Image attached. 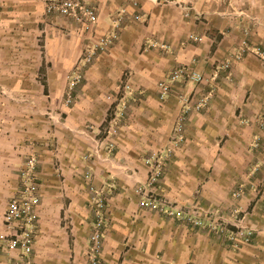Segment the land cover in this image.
Returning <instances> with one entry per match:
<instances>
[{"label":"crops","instance_id":"crops-1","mask_svg":"<svg viewBox=\"0 0 264 264\" xmlns=\"http://www.w3.org/2000/svg\"><path fill=\"white\" fill-rule=\"evenodd\" d=\"M86 1L97 8V33L114 31L113 19L122 8L127 14L114 44L83 67L78 100L68 109L66 124L75 128L74 117L81 116V124H100L126 69L136 98L126 93L119 101L127 110L113 123L120 134L112 152L101 144L92 159L83 160L80 146L64 142L63 154L42 155L37 176L46 197L44 207L51 205L56 215L66 200L57 197L62 183L57 172H62V187L72 199V217L79 229L77 245L70 250L75 257L72 264L87 262L90 221L84 208L85 174L110 196L103 264H264V126L260 124L264 64L249 52L238 56L243 41L264 47V0ZM58 19L64 20L47 16L39 0H0V97L44 96L47 102L50 97L51 105L46 106L53 108L52 97L64 95L87 41L72 23L64 27L75 33L70 35L73 38L61 33ZM158 43L167 47L158 49ZM225 61L230 63L226 69L221 67ZM178 66L200 71L211 81L204 91L180 82L168 97L158 98L156 81ZM201 92L210 95L208 105L179 121L183 105L178 95L196 98ZM177 129L182 140L174 147L171 138L177 136ZM21 145L0 134V220L6 193L13 188L6 177L16 175ZM152 149L166 159L156 191L177 206H200L223 214L232 207L247 209L237 224L253 229L251 241L235 249L224 242L223 234L186 221L182 211L163 214L142 207L135 188L147 179L143 160ZM56 156L62 171L55 169ZM1 246L0 242V264H10L17 251L6 252ZM55 255L52 264H66L65 255L59 251Z\"/></svg>","mask_w":264,"mask_h":264},{"label":"rangeland","instance_id":"rangeland-1","mask_svg":"<svg viewBox=\"0 0 264 264\" xmlns=\"http://www.w3.org/2000/svg\"><path fill=\"white\" fill-rule=\"evenodd\" d=\"M125 13L127 14V12ZM126 14H124V17L126 16ZM59 21L61 22V24H59L60 22H58L59 24L58 28L62 30L61 33H63L68 38H73L72 36H70L72 33L71 29L64 27L65 25L69 24V22L67 23L64 20H59ZM99 21H100V17L98 19L97 26L99 25ZM95 29L97 30V27ZM72 34L75 35L74 32ZM93 35L95 36V33ZM83 41H89V40L83 38ZM41 43L42 41L39 43L40 46L39 51L41 54H43L41 51H43L44 48L41 47L42 46ZM159 43L157 45L158 49L163 50L164 48ZM151 48L152 47H150L149 49ZM84 52L85 49H83V51L80 53L79 55L80 58L77 59L76 65L73 66L72 68L71 78L67 80V87L64 95H61L59 97L56 96L52 97L53 100L52 102L54 104L53 108L51 106H46V105H51L50 97H49V102L46 101V98L44 96L30 97V96H13V95L11 96L6 94L0 97L1 99H3L1 100V105H0V134L6 136V138H8V141L11 140L12 142L17 141L18 143L22 144L20 146L22 148V154H21L22 157L20 159V164L18 166V169L15 172L16 175L6 177L8 178V181H13L12 182L13 188L8 190V192L6 193V198H5L6 207L4 211L1 213V220H0V242L2 243L1 247H3L6 252L17 251L16 258L14 259L9 258L10 264H52L56 257L55 254L58 251L60 255H65L64 258L66 259L65 261L66 264H72V259H74L75 257L73 255V252L70 255V250L73 249V247H76L77 245L76 235H78L77 233L79 232V229H77L76 218L72 217V213H75L74 208L71 207L72 199L68 194H66L65 188L62 187L64 185L63 182L64 177L62 172H57L60 174L58 177L62 182L60 183L61 186L58 190L60 196L57 197L65 198L66 196V200L64 201L62 209L57 211L56 215L52 212L51 205H49L47 209L44 207L46 204V200L44 199L43 201V198L46 197H44L45 193L44 191H42L37 176L38 175L37 170L41 167L43 163L42 155L46 154L45 153L46 151L51 153V155L63 154L64 149L67 147V145H65L64 142L74 143L77 144L78 147L80 146L82 150H79L78 152L82 156L83 160H88V159L90 160V158L92 159L93 158L92 155L95 152L100 151L101 144H104V147L107 150V152H112V150H114L116 146L115 143L117 141V136L120 134V129H118L117 126L114 125L113 123L115 121L116 115H120L121 112L122 115H124V112H126L127 110L126 106H124L125 104H123V107L125 108L119 105L120 104L119 101L121 98L124 99L126 97L125 93H128V95L130 94L132 98H136V96L133 94L134 92L131 86V73L124 72L127 70L126 69L122 73V77H121L122 79L115 96L116 100L114 99V102H110L111 105L105 112L104 118L100 122V124L93 125V123H89V122H86L85 124L84 123L81 124L80 123L82 118L81 116V118L74 117V119H76L77 121L75 128L69 127V125L66 124L68 123L67 120H70L68 115V109L72 108L78 100L77 88L79 87L80 81L82 80L83 77L82 69L85 65L90 64L87 63L85 65H82V58L84 57ZM96 59L97 57L91 63H93ZM124 76L129 79L131 90L130 92H125L123 94V92L120 90H122L121 85L122 83H124ZM167 76L162 79L160 78L158 81H156L155 86L157 90L156 92L157 96H158L157 84L159 81L166 79ZM210 81L211 79L198 84L200 86V91H204L206 89L205 87L209 84ZM178 84L179 83H177V85H174L172 89H176V86H178ZM205 93L206 92L203 93L201 92V94L197 96H200ZM70 132H72V135H70ZM89 146L90 148H88ZM153 152L160 153L161 151L158 149L157 150L152 149L149 151V153H153ZM56 157L57 158L55 161L56 162L55 169L57 168L58 171L60 170L62 171L63 166L61 165V161L58 159V156ZM32 162L34 163V166L32 169H30V164ZM24 169H27L28 173L32 174L33 182L36 183L38 187V195H39L38 203L36 204V206L33 207L35 218L33 222L28 225V229L33 231L32 232L33 248L28 256L21 254L19 249H13L6 245V242L4 241V235L7 233V227H6V223L3 220V215L8 207V202L10 198L16 196L18 193L22 191L23 184L21 181V174H22V170ZM84 176L87 179L86 185L88 190V192L85 193L86 206L84 208L87 212L88 220L90 221V223H88L87 226L88 245H86L85 247V250L87 252L86 264H89L88 251L92 244L91 237L93 233L98 229V226H96L95 224L97 220V215L99 214L103 218L101 231L104 232L106 228V218H105L106 205L109 203L110 196H106L104 192L102 193L101 190H98L97 187H95L92 184V180L89 174H85ZM234 196L236 197L235 194ZM1 199H2V193L0 194V200ZM41 201L43 203H41ZM100 201H102L103 206H99ZM198 207L199 210L195 212L194 216L193 214H188V212L185 211L181 214L182 217H185L186 221H189L188 220L189 215H192L193 217L199 216L202 219L204 218V215H206V213L207 215L216 216L214 218H211L210 221H207L206 219L204 221V224L200 225V226L206 225L207 228H209L211 231H216V232L219 231L220 226L221 227L227 226L226 229H228L229 231L235 229V226L239 221L238 218H240L241 215L245 216L247 212V209L242 210L239 207H232L231 209H229V211L223 214L220 212V210L213 211L211 209H202L200 206ZM55 221L57 223L56 226H50V223H55ZM46 231L49 232L47 233ZM55 231L56 233L52 234ZM226 235L227 234L223 235L224 242L227 241L229 243V241L226 239ZM85 239L86 238H83L82 241L86 242ZM102 248H103V240H102ZM48 255H50L52 259H47ZM99 256L102 260L103 257L101 252L99 253ZM76 264L78 263L76 262Z\"/></svg>","mask_w":264,"mask_h":264},{"label":"built area","instance_id":"built-area-1","mask_svg":"<svg viewBox=\"0 0 264 264\" xmlns=\"http://www.w3.org/2000/svg\"><path fill=\"white\" fill-rule=\"evenodd\" d=\"M44 7V11L47 16L58 17L72 23V25L82 29L83 36L86 37V49L84 52V57L82 58V65L91 63L99 54L107 51L110 46H112L115 40L118 38V27L124 20L125 10L122 9L118 17L113 19V25L115 27L114 31H106L103 33H97L96 27L99 19L97 8L90 2L86 0H39ZM95 33V36L93 35ZM190 37L197 40H201V37H196L190 35ZM166 48V44L161 45ZM238 56H241L245 52H249L257 57L264 64V47L258 44L250 45L248 42H241L240 48L238 50ZM230 66L229 61H225L221 64V67L226 69ZM126 74V73H125ZM209 80L202 72L189 69L186 66H178L170 71L167 78L158 82V97L160 99H165L168 97L174 85L180 82H186L198 85L204 81ZM121 88L123 94L125 92H130L131 86L129 79L124 76V83H122ZM126 94V93H125ZM183 110L182 115L179 117V121L183 122L184 118L191 111H202L210 100V95L202 94L194 98L189 94H179ZM261 126H264V118L260 120ZM177 131V136L174 135L171 138L173 146L177 147L179 142L182 140V135ZM173 147V148H174ZM168 151H172L170 148ZM165 156L160 152L149 153L144 157V163L147 167V179L141 182L136 187V192L140 197V203L142 207L158 211L160 213H174L179 210L188 214H195L199 210L197 206L191 205H181L177 206V203L167 196L160 194L155 190L158 187L163 175L166 165ZM34 163L30 164V169H32ZM21 181L23 184L22 191L16 196L10 198L8 202V207L4 212L3 220L6 223L7 233L4 235V241L6 245L13 249H19L21 254L28 256L33 248L32 240V230L28 229V225L31 224L35 218V213L33 212V207L36 206L39 200L38 187L36 183L33 182L32 174L28 173L27 169L22 170ZM236 197L240 194L239 192L234 193ZM99 206H103L102 201H100ZM188 216V220L194 225L200 226L204 224V221H210L211 218L216 216L204 215L202 219L199 216L193 217ZM102 216L97 215L96 226L98 229L93 233L91 239L92 244L88 251V261L89 264H103L99 253L102 248V240L104 232L101 231L102 226ZM225 227H219L220 234H227L226 239L232 244L233 248L237 249L241 245L246 244L251 241L253 237V229L247 227L246 225L239 223L236 224L235 229L229 231Z\"/></svg>","mask_w":264,"mask_h":264}]
</instances>
